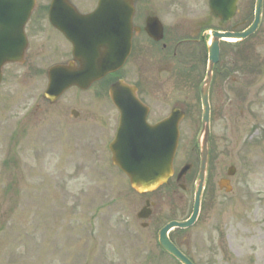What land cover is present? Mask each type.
<instances>
[{
    "label": "rangeland",
    "instance_id": "rangeland-1",
    "mask_svg": "<svg viewBox=\"0 0 264 264\" xmlns=\"http://www.w3.org/2000/svg\"><path fill=\"white\" fill-rule=\"evenodd\" d=\"M50 1L39 0L40 6ZM254 1L240 0L239 21L253 16ZM75 2L87 12L96 0ZM186 3V13L162 16L161 21L167 26L199 22L206 12L203 3ZM262 13L260 29L245 44L249 67L238 56L243 47L232 50L228 61L239 68L233 66L231 75L218 83L201 213L193 228L175 238L195 264H264V5ZM37 16L28 26H50L43 12L40 21ZM42 30L32 36L24 68H5L7 78L0 87V264H176L162 254L157 235L168 222L187 219L192 209L199 170L193 152L201 128L198 77L165 74L166 85L151 97L168 99L170 110L175 102L185 105L175 169L193 168L184 179L185 190L172 180L148 196L153 216L143 229L136 214L146 197L109 166L103 149L115 119L109 99L97 98L95 90H75L54 105L43 100L46 79L35 74L36 56L40 49L42 59H50L45 42L51 43ZM157 66L150 57V79H156ZM71 110L80 113L79 121L72 120ZM102 127H107L105 134ZM232 166L237 173L226 195L217 184Z\"/></svg>",
    "mask_w": 264,
    "mask_h": 264
},
{
    "label": "water",
    "instance_id": "water-1",
    "mask_svg": "<svg viewBox=\"0 0 264 264\" xmlns=\"http://www.w3.org/2000/svg\"><path fill=\"white\" fill-rule=\"evenodd\" d=\"M237 0H211V7L215 16L220 17L223 21L231 19L236 10ZM120 4L121 11L118 13L106 14L105 7L109 3ZM263 0H257L256 17L254 24L248 31L240 35L234 34H219L214 33L213 42L210 48V71L208 80L203 84L202 99H203V142L200 145L201 150V172L199 176L198 190L193 216L185 223H171L165 227L159 235V242L165 251L182 264H192L179 250L170 243L167 238L168 231L173 227L188 228L192 226L199 212L200 198L205 182V173L209 160V104L207 99V88L211 79L213 66L218 62L219 56V40L222 38L245 39L252 35L258 27L260 21V13ZM132 0H101L100 7L90 15H81L73 9L71 14L56 13L51 10L50 21L52 25L58 26L77 46L75 56L82 55L84 57L85 69L80 73H70L69 68L61 66L50 71V86L45 94V98L51 103L57 99L70 87L76 85L85 90L88 85L103 77L109 71H115L123 65L125 59L129 55L131 49V26L133 17ZM35 6V0H0V37L5 38L3 51H0V81L2 67L14 61H19L23 57L26 44L24 45V26L29 19V16ZM104 7V8H103ZM116 23L115 37L113 34L108 35V32H103L104 24ZM156 23V22H154ZM4 26V27H3ZM84 28L83 33L75 35L71 31V27ZM6 29L5 31H3ZM16 29H18L16 31ZM2 31V32H1ZM76 31V30H75ZM12 33V38L10 34ZM19 38V40L15 38ZM21 41V42H20ZM22 45H19L21 44ZM110 44L114 45L113 49L107 50V55L104 56L103 62H98L96 57L101 46L107 47ZM20 46V47H19ZM19 47V49L17 48ZM17 49V50H16ZM19 50V51H18ZM18 51V52H16ZM118 51V55H114ZM16 52V53H15ZM79 57V56H78ZM77 57V58H78ZM82 66L83 63L81 62ZM120 86V85H118ZM121 89V87H118ZM118 90L113 93V98L116 100ZM135 115V113H134ZM182 118V114L174 111L171 117L164 123H161L155 128L147 129L140 134V128L144 121L141 122L137 116L125 115L124 127L121 129L114 145L111 147L114 152V163L120 166L131 179V185L139 193L157 189L162 184L166 183L167 179L172 175V161L178 141V123ZM136 126V128H134ZM140 134V136H139ZM154 147V148H153ZM119 148V150H117ZM189 169L187 166L182 174L184 175ZM235 174L234 169L229 170V175ZM224 184H221L223 187ZM229 191L230 189L227 188ZM149 214L143 215L148 217ZM142 215L140 214L139 217Z\"/></svg>",
    "mask_w": 264,
    "mask_h": 264
},
{
    "label": "flooded vegetation",
    "instance_id": "flooded-vegetation-1",
    "mask_svg": "<svg viewBox=\"0 0 264 264\" xmlns=\"http://www.w3.org/2000/svg\"><path fill=\"white\" fill-rule=\"evenodd\" d=\"M68 1L78 8L75 0ZM186 1L187 0H133L135 16L133 19V45L129 63L130 68H127L129 65L125 66L121 71L109 75L99 82L98 84L101 91L100 98L106 97V88H110L115 82L132 79L134 82L132 86H135L137 89V97L148 108L149 114L147 121L150 125L158 123L169 115L171 103L168 99H157L154 101L151 99L153 95L160 92L158 88L163 89L166 85L163 81V75L171 74V76H177L179 72H182L176 62L177 59L181 58L183 62L188 63L192 68L191 70L200 77L202 65H206L208 59L207 39L209 32L216 31L218 26H220L219 24L222 25L219 20L212 17L208 5H205V0H198L202 2V6L206 8V12L204 16L199 18V22H190L188 26H177L176 23L167 26L163 22V26H148L147 21L151 19V17H159L162 19V16H170V14L173 13H186L190 8V4L188 7ZM82 12L86 13V11L83 10ZM239 15L240 10L231 22L222 25L229 26L225 29L226 31L241 32L240 28L248 26L245 21H239ZM43 27H46V31L49 33L48 39L51 45H49L48 42H45V44L50 49L51 57L50 59H42V50L37 49V74L45 71L47 72L48 69L54 65L65 64L72 61V45L52 26H33L29 28V30L27 29L29 39L31 40L32 36L38 37L43 32V30L40 29ZM154 38L158 41H155ZM55 39H59L60 42L55 43ZM30 47L31 44L29 48ZM31 55H33V53ZM29 56L28 50L26 56L27 62ZM150 57H152L153 61L158 65L157 68L160 67L157 69V77L156 79L154 78V80L153 78L150 79L148 71V59ZM49 61H52V63H49ZM77 67H79L78 64ZM151 73H153V70H151ZM215 75L216 73L214 72L209 92L211 116L214 111L217 110L214 99L217 84ZM159 78H162V82L158 81ZM202 81L203 79L200 80L199 86ZM172 105L181 108L183 111L186 110L185 105L180 102H175ZM114 111L115 119L113 133L117 131L120 120V113L116 109H114ZM80 119L81 115L79 114L78 119L75 121L77 122ZM106 130L107 127H102V134L107 132Z\"/></svg>",
    "mask_w": 264,
    "mask_h": 264
}]
</instances>
